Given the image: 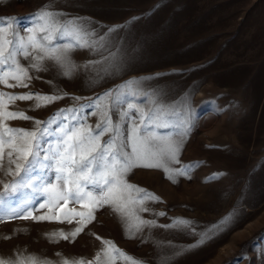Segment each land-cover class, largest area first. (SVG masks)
<instances>
[{"label":"rangeland","instance_id":"1","mask_svg":"<svg viewBox=\"0 0 264 264\" xmlns=\"http://www.w3.org/2000/svg\"><path fill=\"white\" fill-rule=\"evenodd\" d=\"M48 3L50 0H0V17H28ZM54 5L69 16L90 18L100 34L115 27L111 37L129 54L126 66L94 84L83 70L68 79L50 68L37 73L40 79H33L29 88H0L15 94H51V80L69 94L36 110H32V100L17 101L13 106L39 120H47L59 109L87 106L105 91L133 79H142L148 91H161L166 104H178L191 96L195 126L183 145L181 164L173 167L192 162L202 166L190 178L175 176V183L155 168H135L127 179L160 197L161 202H149L148 207L166 215L140 213L144 219H155L163 226L184 218L194 222L193 230L157 227L128 239L120 217L104 207L74 243H49L43 234L68 230L75 223L20 219L0 223V255L27 248L53 260L58 259L57 252L91 259L102 247L96 239L99 236L146 264H161L162 254L167 256V264H264V0H54ZM28 26L21 21L20 28ZM73 58L79 64L99 59L88 50L76 51ZM73 96L82 99L75 102ZM93 111L85 107L84 114L87 123L95 125L98 117L89 115ZM9 124L33 126L23 120ZM172 131L159 129L161 135ZM214 173L225 175L211 180ZM72 207L81 210L69 202L68 208ZM46 213L47 208H41L34 215ZM230 214L228 224L198 243L199 233ZM22 227L29 229L27 234L13 233ZM6 235L13 238L5 240ZM181 248L184 251L173 255Z\"/></svg>","mask_w":264,"mask_h":264},{"label":"snow or ice","instance_id":"2","mask_svg":"<svg viewBox=\"0 0 264 264\" xmlns=\"http://www.w3.org/2000/svg\"><path fill=\"white\" fill-rule=\"evenodd\" d=\"M22 20L29 26L20 28ZM115 31L114 27L105 34L98 33L90 18L57 11L54 0L28 17H0V86L29 88L33 79H40L37 73L50 68L68 79L83 70L90 74L89 82L93 84L115 75L129 59L121 44L113 41L111 33ZM82 50L99 59L77 63L73 54ZM48 83L53 86L51 94L32 91L15 94L0 88V176L9 178L0 179V223L17 219L75 223L68 230L56 229L43 234L49 243H74L95 220V213L109 207L120 217L128 239L157 227L192 231L194 222L184 218H176L163 226L155 219H144L140 213L166 215L148 207L149 202H161L160 197L127 179L135 168H155L163 170L175 183V176L190 178L192 171L202 166L200 162H192L173 167L181 164L183 145L195 126L191 96L178 104H166L161 91H148L142 79H133L105 91L87 106L59 109L47 120L36 119L13 107L17 101L32 100L35 101L32 110H36L69 95L56 88L54 81ZM81 99L72 97L75 102ZM141 99L145 103H137ZM85 107L94 109L89 115L98 117L95 125L87 123ZM13 120L31 121L33 126L14 127L9 124ZM159 129L174 131L161 135ZM223 175L214 173L210 179ZM69 202L79 205L81 210L68 208ZM41 208H47V213L34 215ZM231 218L230 214L199 233L198 243L209 239L214 230L228 224ZM28 231L27 227L13 229L14 234ZM96 239L101 240L102 247L91 259L66 257L57 252L54 255L58 259L53 260L27 248H17L9 256L0 255V264H146L113 241L99 236ZM182 251L181 248L173 255ZM167 259L162 254L161 264H167Z\"/></svg>","mask_w":264,"mask_h":264}]
</instances>
